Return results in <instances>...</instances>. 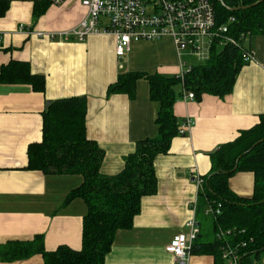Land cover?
<instances>
[{
	"label": "crops",
	"instance_id": "crops-1",
	"mask_svg": "<svg viewBox=\"0 0 264 264\" xmlns=\"http://www.w3.org/2000/svg\"><path fill=\"white\" fill-rule=\"evenodd\" d=\"M9 1L0 16V69L11 62L27 63L33 75L45 77L46 86L37 92L27 83L0 84V244L43 235L49 252L60 246L78 251L87 206L79 198L65 202L83 183L82 176L27 169L29 146L43 140L47 103L86 97L87 136L105 151L101 172L116 175L138 142L158 136L161 104L151 99L147 80L137 82L133 99L125 94L108 96L109 86L121 73L178 76L182 63L200 66L210 53L205 58L181 54L171 37L134 43L124 58L117 57V39L110 35H92L83 42L40 39L20 31V26L45 33L69 31L87 16L81 0L51 4L38 19L33 11L41 0ZM245 47L255 59L242 68L231 94L178 98L174 114L179 123L189 120L194 125L172 140L167 154L156 158L157 193L142 199L131 229L117 232L105 264H180L166 248L176 235L188 231L185 225L198 201L195 177L206 176L212 168L211 155L256 126L264 115V35L247 38ZM230 187L238 196L250 198L254 174L234 175ZM195 216L199 222L197 208ZM201 230L199 223V235ZM0 264H44V260L36 255ZM189 264H214V259L192 254ZM259 264H264V257Z\"/></svg>",
	"mask_w": 264,
	"mask_h": 264
},
{
	"label": "trees",
	"instance_id": "trees-1",
	"mask_svg": "<svg viewBox=\"0 0 264 264\" xmlns=\"http://www.w3.org/2000/svg\"><path fill=\"white\" fill-rule=\"evenodd\" d=\"M210 1L214 4L217 25H227L228 35L236 39L240 47L214 45L209 59L194 66L184 80L175 75L121 73L116 83L109 86L108 96L125 94L133 99L137 82L147 80L151 99L161 104L156 120L158 136L138 142L119 174L108 176L101 172L105 151L87 136L86 97L47 103L43 114V140L29 146L27 169L46 175L82 176L83 183L65 202L79 198L86 203L82 248L77 251L60 246L49 252L45 249L44 236L35 235L30 240L0 244L1 262L24 261L41 255L44 264H105L117 232L131 229L141 212L142 199L157 193L155 160L169 152L172 140L179 134L181 123L174 114L178 98L184 96V91L193 92L195 100H200L204 94L218 97L231 94L246 65L244 54L249 50L245 47L246 39L264 35V0L255 7L239 11L228 8L250 6L260 0H222L224 5L217 0ZM51 4V0L36 2L34 18L38 19ZM9 6V0H0V16ZM230 18L235 21L229 23ZM7 81L30 84L37 92H44L46 86L45 77L33 75L27 63L11 62L2 67L0 84ZM211 162L212 168L203 177L198 193L196 208L202 232L193 243L192 254L211 256L214 264H227L222 259L225 240L219 239L218 234L228 230L237 234L244 230V234L228 236L226 241L232 247L246 244L239 247L240 264H259L264 257V115L256 126L221 145L211 155ZM240 172L254 174V191L250 198L238 196L230 187V179ZM219 204V215L205 214L209 208L218 209Z\"/></svg>",
	"mask_w": 264,
	"mask_h": 264
},
{
	"label": "built area",
	"instance_id": "built-area-1",
	"mask_svg": "<svg viewBox=\"0 0 264 264\" xmlns=\"http://www.w3.org/2000/svg\"><path fill=\"white\" fill-rule=\"evenodd\" d=\"M51 1L53 5H62L67 0ZM81 4L87 10V16L69 31H27L23 25L20 26V31L49 41H69L72 38L83 42L92 35H110L117 39L115 53L118 58H124L134 43L157 41L167 37L174 40L179 53L188 52L199 58L208 57L214 45L231 44L240 47V43L228 35L227 25H217L214 4L210 0H81ZM234 21V18L229 19V23ZM1 42L2 36L0 44ZM254 59L255 53L247 50L244 62L250 63ZM192 69V64L182 63L178 77L184 80ZM183 98L195 100V94L184 91ZM192 125L194 123L189 120L183 121L179 127V135H186ZM195 182L200 191L204 183L203 177L196 176ZM196 206L197 201L194 203V216L185 225L187 233L176 235L166 248L178 263L189 264L193 243L199 236ZM220 208L219 204L218 209L209 208L205 214L219 215ZM244 233V230L237 234L228 230L218 234L219 239L223 237L225 240L222 259L227 264H240L242 256L239 247H246V244L240 243L238 247H232L226 238Z\"/></svg>",
	"mask_w": 264,
	"mask_h": 264
},
{
	"label": "water",
	"instance_id": "water-1",
	"mask_svg": "<svg viewBox=\"0 0 264 264\" xmlns=\"http://www.w3.org/2000/svg\"><path fill=\"white\" fill-rule=\"evenodd\" d=\"M219 3L223 4L222 0H217ZM263 0H260L250 6H245V7H238V8H228L230 11H239V10H246V9H249V8H252V7H255L257 5H259L260 3H262ZM224 5V4H223ZM50 102H48L49 104ZM238 163V162H237ZM236 168H237V165H236ZM180 264H185L184 262H181Z\"/></svg>",
	"mask_w": 264,
	"mask_h": 264
},
{
	"label": "rangeland",
	"instance_id": "rangeland-1",
	"mask_svg": "<svg viewBox=\"0 0 264 264\" xmlns=\"http://www.w3.org/2000/svg\"><path fill=\"white\" fill-rule=\"evenodd\" d=\"M173 76V75H172ZM204 221V220H203Z\"/></svg>",
	"mask_w": 264,
	"mask_h": 264
}]
</instances>
